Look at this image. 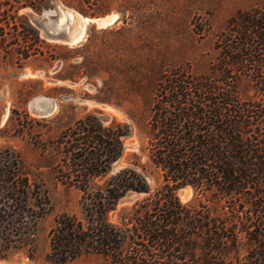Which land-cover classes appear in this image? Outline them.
Here are the masks:
<instances>
[{"label": "trees", "instance_id": "16d2710c", "mask_svg": "<svg viewBox=\"0 0 264 264\" xmlns=\"http://www.w3.org/2000/svg\"><path fill=\"white\" fill-rule=\"evenodd\" d=\"M214 49L207 72L172 69L156 90L146 147L164 180L155 191L134 168L108 176L124 153V126L88 115L58 137L57 179L81 190L87 219H56L49 260L98 254L103 264H264V100L240 92L250 83L264 97V4L232 16ZM15 160L0 167L6 248L34 235L48 203L39 202ZM97 178L103 184L94 185ZM186 185L201 199L183 203L177 190ZM129 192L149 195L114 224L108 214Z\"/></svg>", "mask_w": 264, "mask_h": 264}, {"label": "rangeland", "instance_id": "374dc122", "mask_svg": "<svg viewBox=\"0 0 264 264\" xmlns=\"http://www.w3.org/2000/svg\"><path fill=\"white\" fill-rule=\"evenodd\" d=\"M262 4L264 0H0V167L7 170L16 159L21 177L39 191V202L48 198L33 236H19L9 248L0 238V264H57L48 258L56 219L74 214L86 221L81 190L57 179L62 157L55 141L88 115L128 131L124 153L108 176L134 168L151 192L160 188L161 170L146 147L161 79L179 67L207 72L216 56L215 39L229 19ZM112 15L115 20L108 25L95 20ZM83 17L90 19L84 34L68 41ZM240 92L243 98L264 100L250 83ZM177 194L183 203L201 199L192 185L180 187ZM148 195L129 192L109 220L120 225ZM103 263L101 255L86 254L63 264Z\"/></svg>", "mask_w": 264, "mask_h": 264}, {"label": "bare ground", "instance_id": "6f19581e", "mask_svg": "<svg viewBox=\"0 0 264 264\" xmlns=\"http://www.w3.org/2000/svg\"><path fill=\"white\" fill-rule=\"evenodd\" d=\"M75 14H77V13H75ZM76 17H77V15H76ZM89 20H90L89 18L83 17V19H81V22H80V20L77 21V23L79 25L78 26V32L75 30V33L72 34L73 37L75 36L74 42L78 41L79 38L84 34L85 28H86V24H87V22ZM95 20L97 21L99 26H104V25H108V23H110L111 21L115 20V15H112L110 17L95 19Z\"/></svg>", "mask_w": 264, "mask_h": 264}, {"label": "water", "instance_id": "95a60500", "mask_svg": "<svg viewBox=\"0 0 264 264\" xmlns=\"http://www.w3.org/2000/svg\"><path fill=\"white\" fill-rule=\"evenodd\" d=\"M75 36H68L67 40L70 42H74Z\"/></svg>", "mask_w": 264, "mask_h": 264}]
</instances>
